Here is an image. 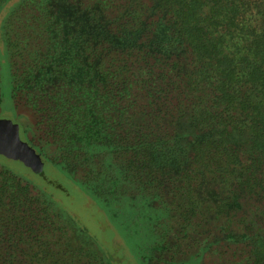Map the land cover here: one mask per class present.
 <instances>
[{
    "label": "trees",
    "instance_id": "trees-1",
    "mask_svg": "<svg viewBox=\"0 0 264 264\" xmlns=\"http://www.w3.org/2000/svg\"><path fill=\"white\" fill-rule=\"evenodd\" d=\"M13 1L0 96L44 165L135 251L172 237L264 264V0ZM60 206L0 165V264H112Z\"/></svg>",
    "mask_w": 264,
    "mask_h": 264
},
{
    "label": "rangeland",
    "instance_id": "rangeland-1",
    "mask_svg": "<svg viewBox=\"0 0 264 264\" xmlns=\"http://www.w3.org/2000/svg\"><path fill=\"white\" fill-rule=\"evenodd\" d=\"M2 19L0 18V24ZM2 98L0 97V117L5 116L2 114L11 110L10 101L5 96ZM17 110L21 115L25 112L20 108ZM16 119L21 120L19 116ZM0 165L50 194L51 198L61 205L60 207L65 215L76 227V231L80 234L84 233L88 237L91 235L104 249L112 264H189L190 262L192 264H230L229 260L223 257L220 258L217 252H211L208 245L204 246L201 260L195 261L194 258L192 259V256L200 251V243L202 241L194 243L190 240L181 239L178 241L170 237L167 238V241L165 239L162 240L161 245H155V249L151 246H146L138 249L139 251H135V247L133 248L135 238L134 240L132 238L125 241L119 233L120 231L108 220L102 209L73 182L79 176L78 174L67 176L55 165L47 163L42 170L47 176L46 178L52 181L49 183L19 160L1 156L0 154ZM54 184H59L62 188H56ZM209 230H214L212 223L205 224L199 235L207 234ZM214 232L208 236V240H203L206 244L212 241L213 243H219L222 247L226 244L224 242H228L223 237V234H214ZM138 241L139 239L136 243ZM220 250L221 248H219Z\"/></svg>",
    "mask_w": 264,
    "mask_h": 264
},
{
    "label": "water",
    "instance_id": "water-1",
    "mask_svg": "<svg viewBox=\"0 0 264 264\" xmlns=\"http://www.w3.org/2000/svg\"><path fill=\"white\" fill-rule=\"evenodd\" d=\"M0 154L21 161L35 173L43 169L39 155L20 139L17 124L5 118H0Z\"/></svg>",
    "mask_w": 264,
    "mask_h": 264
},
{
    "label": "flooded vegetation",
    "instance_id": "flooded-vegetation-1",
    "mask_svg": "<svg viewBox=\"0 0 264 264\" xmlns=\"http://www.w3.org/2000/svg\"><path fill=\"white\" fill-rule=\"evenodd\" d=\"M2 97V96H0ZM3 99V98H2ZM2 115H5V116H2L0 118H5V119H9L11 120L13 123L17 124L18 126V132H19V137L22 141H24L25 143H27V145L32 148L33 144L31 143L30 141V138H29V134L25 133V128H26V123H29L30 122V117L28 114H24V112L21 114H19L18 110L14 108V105L11 103V110L7 113H3ZM11 118H10V117ZM20 117L21 120L19 119H16V117ZM23 119V120H22ZM36 154L39 155L40 159L42 160L41 156H40V152H36L35 150H33ZM43 162V160H42ZM43 166H44V162H43Z\"/></svg>",
    "mask_w": 264,
    "mask_h": 264
}]
</instances>
